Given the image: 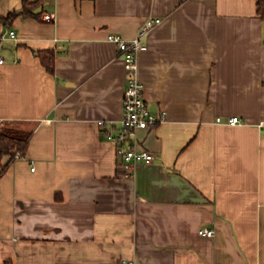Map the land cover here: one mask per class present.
<instances>
[{
	"label": "crops",
	"instance_id": "crops-1",
	"mask_svg": "<svg viewBox=\"0 0 264 264\" xmlns=\"http://www.w3.org/2000/svg\"><path fill=\"white\" fill-rule=\"evenodd\" d=\"M22 7L0 0V17ZM37 11L0 21V36L17 32L0 41V125L33 131L26 157L3 173L0 160V264H263L257 0H42ZM150 17L162 22L139 77L168 120L136 132L154 160L128 174L99 124L119 127L127 85L108 35L132 39Z\"/></svg>",
	"mask_w": 264,
	"mask_h": 264
},
{
	"label": "built area",
	"instance_id": "built-area-1",
	"mask_svg": "<svg viewBox=\"0 0 264 264\" xmlns=\"http://www.w3.org/2000/svg\"><path fill=\"white\" fill-rule=\"evenodd\" d=\"M47 18H53L52 14H48ZM161 22L162 19L159 17H150L142 26L139 34L132 39H126L117 33H110L108 35V40L118 45L120 54L124 58L127 71V85L123 99L124 112L119 127L116 128L114 125L107 127V121L105 120H100L99 124L105 127L106 137L117 143V155L122 165L127 169L128 174H132L131 170L135 163H150L154 160V155L151 151L138 146L136 132L140 129H152L168 120L167 111L160 110L154 112L150 109L144 94L145 85L139 77V55L142 51L148 49L145 38ZM7 37L16 39L17 32L9 30L6 34L0 36V41H4ZM3 62L4 58L0 56V63ZM218 121H221L220 117ZM243 121L238 116H233L228 120L230 124H238ZM259 126L264 128V121ZM24 157H26L25 154L17 152L15 159ZM32 163L34 164L32 170H35V162L33 161ZM200 234L213 236L215 228H203L200 230ZM121 264H136V261L122 259Z\"/></svg>",
	"mask_w": 264,
	"mask_h": 264
},
{
	"label": "trees",
	"instance_id": "trees-1",
	"mask_svg": "<svg viewBox=\"0 0 264 264\" xmlns=\"http://www.w3.org/2000/svg\"><path fill=\"white\" fill-rule=\"evenodd\" d=\"M41 2L42 0H23L21 10L10 13L6 18L0 17V21L11 22L20 14L26 17L41 18L44 12L37 11V7H39ZM257 9L260 17L264 20V0H257ZM40 56L48 70L54 72V51L40 52ZM32 133V130L21 129L10 124L0 125V160L4 156H9L10 158V162L3 165L2 173L5 172L9 164L15 159L17 152L22 154L27 153Z\"/></svg>",
	"mask_w": 264,
	"mask_h": 264
}]
</instances>
